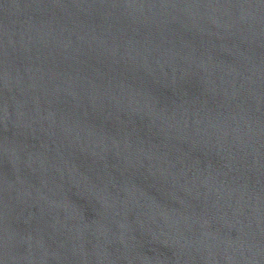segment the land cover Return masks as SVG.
Wrapping results in <instances>:
<instances>
[{
	"label": "water",
	"instance_id": "1",
	"mask_svg": "<svg viewBox=\"0 0 264 264\" xmlns=\"http://www.w3.org/2000/svg\"><path fill=\"white\" fill-rule=\"evenodd\" d=\"M0 264H264V0H0Z\"/></svg>",
	"mask_w": 264,
	"mask_h": 264
}]
</instances>
